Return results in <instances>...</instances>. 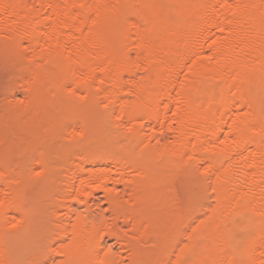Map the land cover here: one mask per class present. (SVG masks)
Segmentation results:
<instances>
[{
  "label": "bare ground",
  "instance_id": "obj_1",
  "mask_svg": "<svg viewBox=\"0 0 264 264\" xmlns=\"http://www.w3.org/2000/svg\"><path fill=\"white\" fill-rule=\"evenodd\" d=\"M0 73V264H264V0H0Z\"/></svg>",
  "mask_w": 264,
  "mask_h": 264
},
{
  "label": "rangeland",
  "instance_id": "obj_2",
  "mask_svg": "<svg viewBox=\"0 0 264 264\" xmlns=\"http://www.w3.org/2000/svg\"><path fill=\"white\" fill-rule=\"evenodd\" d=\"M0 75H1L0 76V80L3 82V80H5V76L2 73H0ZM2 76H4V77H2ZM0 84L2 85L1 82H0ZM1 85H0V87H1ZM22 95H23V93H22L21 90L15 91L13 100L15 102H20V100L22 99ZM0 99H2V97H0ZM164 139L167 140L169 138H164ZM101 202H102V200H100L99 203L102 204ZM99 203H97V205H99ZM118 225H119V227H121L122 231H125V232L129 231V226H125V225H123L121 223H118ZM105 247H106V249L109 248L110 250L109 249L108 250L111 251L114 255H117V256H115L116 258L117 257H122L120 259H123L122 261L124 263H126V256L121 252L120 246H119V244H118V242L116 240H114V239L106 240ZM22 254H24L26 256H27V254H29V250H28L27 247L23 250ZM120 259L117 258V260L121 261Z\"/></svg>",
  "mask_w": 264,
  "mask_h": 264
}]
</instances>
